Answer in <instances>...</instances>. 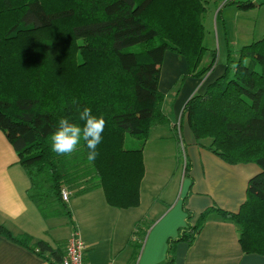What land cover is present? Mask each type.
<instances>
[{"label": "trees", "instance_id": "trees-1", "mask_svg": "<svg viewBox=\"0 0 264 264\" xmlns=\"http://www.w3.org/2000/svg\"><path fill=\"white\" fill-rule=\"evenodd\" d=\"M208 2L0 0V130L30 179L29 200L45 219L63 212L71 219L64 189L80 196L101 187L111 207L140 205L145 146L154 126L170 124L160 91L166 52L185 59L184 78H203L216 66L215 53L201 66ZM227 5L244 11L257 6L251 0ZM85 107L106 120L93 163L82 139L66 155L51 146L59 120L82 127ZM184 123L200 144L210 141L207 150L226 164L253 163L261 172L250 179L238 212L214 206L195 221L188 212V227L169 239L164 264H174L176 246L192 245L213 214L237 226L245 254L264 256V37L235 55L230 50L224 75L188 100L180 126L171 125L179 144ZM128 134L141 140L139 148H126ZM189 171L185 159L187 176ZM0 235L51 264L65 257L64 249L34 243L27 234L14 236L2 225Z\"/></svg>", "mask_w": 264, "mask_h": 264}, {"label": "crops", "instance_id": "crops-1", "mask_svg": "<svg viewBox=\"0 0 264 264\" xmlns=\"http://www.w3.org/2000/svg\"><path fill=\"white\" fill-rule=\"evenodd\" d=\"M232 45L237 48V44ZM204 57L201 66L207 65L211 59L204 62ZM177 60L178 73L181 74L187 69V62L184 58ZM219 62L210 73L194 82V86L184 95L187 100L183 103L196 94L205 93L210 84L224 75L227 62L221 66ZM183 105L179 109L181 115ZM157 127L152 128L145 146L144 161L146 150L154 139L153 130ZM167 137L160 134L155 139L152 157L157 164L159 156L166 152ZM183 141L185 159L189 161V176L184 170L181 186L170 198L151 197L150 191H146L150 197L146 213L151 214L152 219L141 240H138L134 230L137 217H141L137 210L143 205L144 183L151 175V169L152 173L157 174L154 172L155 163L151 164L149 170L146 161L140 205L136 208L111 207L101 187L80 196L69 192L71 197L67 205L70 207L73 231L61 243L50 236V222L54 218L45 219L36 204L29 200L30 179L19 163L16 150L0 130V225L14 236L27 234L34 243L45 241L53 248L62 249H66L74 233L80 236V229L85 226L91 230V236L82 239L87 246L84 257L86 264H164L169 239L176 238L180 229L188 227V212L192 213L193 221L204 210L214 206L238 212L247 199L250 179L261 172L256 164V167L226 164L194 137L189 141L183 137ZM151 202L154 203L152 206ZM239 238L235 224L213 214L192 245L180 242L176 246L174 264H264V256L243 252ZM44 261L35 252L0 235V264H43Z\"/></svg>", "mask_w": 264, "mask_h": 264}, {"label": "rangeland", "instance_id": "rangeland-1", "mask_svg": "<svg viewBox=\"0 0 264 264\" xmlns=\"http://www.w3.org/2000/svg\"><path fill=\"white\" fill-rule=\"evenodd\" d=\"M260 1L261 0H251V2L257 6L248 11H244L240 10L237 5H227L223 7L222 0H209V8L204 18V45L208 49L205 53L204 62H207L210 57L212 58V54L215 53L217 56L216 64L218 65L220 61L219 66H221L222 63L225 64L227 62V56L230 50L235 55L237 50L244 45L261 40L264 37V5L259 6ZM221 9L222 12L220 13L219 11ZM232 43L237 44V48H235ZM177 59L181 60L182 58L177 53L167 51L161 66L160 91L165 96L162 111L170 119V124L158 125V127L153 130L154 139L150 142L146 150L145 161L148 166L147 169L150 170L151 164L153 163L154 165L155 163L154 172H157V174L152 173L151 169V175L148 176L144 183L143 205L137 210L141 217H137L138 222L134 229L137 232L138 240H141L144 236V232L152 219L151 214L147 215L146 213V207L148 206L150 198L146 191H150L151 197H164L165 199L176 194L181 186V179L185 170V153L182 147L184 145L182 136L186 141L193 138L188 124L184 123L182 131L180 127V129L178 128L182 141V144H179L174 137L171 125L180 126L181 110L179 111V109L182 104L185 105L188 102L186 101L183 103L187 100L184 95L194 86L195 81L202 78H184L188 71V66L183 73L179 74L178 72L180 71L179 66H177ZM160 134L168 136L169 142H167L165 146L166 152L159 156L160 158L157 164L155 161L156 159L152 157V152L156 143L155 139ZM203 143H210V141H205ZM140 144V139L130 134L127 135L125 143L126 148L137 149ZM249 165L255 166L253 163ZM153 204L154 203L151 202L150 206ZM67 206L68 210H70L69 205ZM50 223V236L61 243L65 241L73 231L71 220L65 212L58 217H54ZM79 233L83 240L91 236V230L87 229L85 226H82ZM137 245L138 243L135 244V246Z\"/></svg>", "mask_w": 264, "mask_h": 264}, {"label": "clouds", "instance_id": "clouds-1", "mask_svg": "<svg viewBox=\"0 0 264 264\" xmlns=\"http://www.w3.org/2000/svg\"><path fill=\"white\" fill-rule=\"evenodd\" d=\"M73 103H76L74 100ZM79 119L83 126L70 122L68 118H61L58 128L51 137L52 151L58 155H66L74 152L81 139L86 142L89 149L87 160L93 163L99 155L98 145L102 142V134L106 127L103 115L95 116L90 108L85 107L80 112Z\"/></svg>", "mask_w": 264, "mask_h": 264}, {"label": "built area", "instance_id": "built-area-1", "mask_svg": "<svg viewBox=\"0 0 264 264\" xmlns=\"http://www.w3.org/2000/svg\"><path fill=\"white\" fill-rule=\"evenodd\" d=\"M223 7L226 6L233 0H222ZM62 199L64 202H69L70 194L69 191L64 189L62 191ZM87 250L86 244L82 241L78 233H74L68 241L65 257L62 262L58 264H86L85 263V253ZM43 264H51L50 262L44 261Z\"/></svg>", "mask_w": 264, "mask_h": 264}]
</instances>
